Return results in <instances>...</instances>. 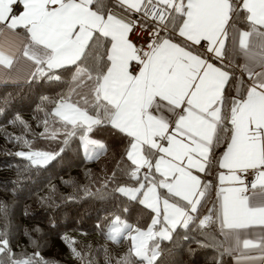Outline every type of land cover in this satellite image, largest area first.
I'll return each instance as SVG.
<instances>
[{
  "label": "snow or ice",
  "instance_id": "obj_1",
  "mask_svg": "<svg viewBox=\"0 0 264 264\" xmlns=\"http://www.w3.org/2000/svg\"><path fill=\"white\" fill-rule=\"evenodd\" d=\"M148 3L158 11L144 13L153 20L145 49L129 37L140 0H0V77L70 75L78 100L61 97L50 110L63 145L101 154L104 134L124 145L128 183L117 191L148 209L150 223L109 221V239L130 240L120 264H155L159 244L150 242L189 229L213 183L199 174L213 165L220 187L199 225L215 216L226 241L258 250L247 259L264 264V0ZM252 228L260 240L241 239ZM5 254L0 264H43L39 253L17 258L0 233Z\"/></svg>",
  "mask_w": 264,
  "mask_h": 264
},
{
  "label": "trees",
  "instance_id": "obj_2",
  "mask_svg": "<svg viewBox=\"0 0 264 264\" xmlns=\"http://www.w3.org/2000/svg\"><path fill=\"white\" fill-rule=\"evenodd\" d=\"M128 16L140 21L136 12ZM73 87L70 75L61 81L0 83V233L7 234L17 258L39 253L43 264H120L130 240L109 239L107 223L117 215L143 227L150 223L149 210L117 191L128 183L118 139L104 134L107 151L91 157L78 142L63 145L64 128L50 110L61 97L77 101ZM30 150L54 158L33 164L19 155ZM216 176L215 165L201 174L213 183L189 229L178 228L171 240L156 238L155 264H231L218 219L201 227L197 218L216 201Z\"/></svg>",
  "mask_w": 264,
  "mask_h": 264
},
{
  "label": "crops",
  "instance_id": "obj_3",
  "mask_svg": "<svg viewBox=\"0 0 264 264\" xmlns=\"http://www.w3.org/2000/svg\"><path fill=\"white\" fill-rule=\"evenodd\" d=\"M143 1L144 0H140V5L142 4ZM140 5H139V7H140ZM131 12H134V11H131ZM129 18H131V17H129ZM135 22H137V21H135ZM19 31L22 32L23 30L21 29ZM129 35H130V33H129ZM20 82H24L23 78L21 76L15 74V73H13L10 76L6 75L3 77H0V83H20ZM201 174H199V175L201 176ZM141 175H142V173H141ZM215 185H216V187H215V195H216V192L219 190V187H220L217 179H216ZM225 186H227V185H225ZM204 216L205 215H202L200 218H203ZM218 225H219V220H218ZM219 228H220V226H219ZM261 235H262V232L259 228H252V229L244 230L241 239H250L253 241H259ZM223 240H224L225 250L231 254V264H259L258 259L255 261H250L247 259L248 256H253V257L258 258L261 255V253L258 250L244 249L242 244L240 245L239 248H237L234 240L230 241V242L226 241L224 236H223ZM230 248L232 249L231 251L228 250Z\"/></svg>",
  "mask_w": 264,
  "mask_h": 264
},
{
  "label": "built area",
  "instance_id": "obj_4",
  "mask_svg": "<svg viewBox=\"0 0 264 264\" xmlns=\"http://www.w3.org/2000/svg\"><path fill=\"white\" fill-rule=\"evenodd\" d=\"M140 12L137 15L141 20H143V25L140 21L135 22L136 27L132 33H130V39L138 46L144 47L146 49L147 43L151 40V26L153 23L152 16H144L145 12H157L158 9L154 7L152 3H148V0H144L140 5ZM143 173V170H142Z\"/></svg>",
  "mask_w": 264,
  "mask_h": 264
},
{
  "label": "rangeland",
  "instance_id": "obj_5",
  "mask_svg": "<svg viewBox=\"0 0 264 264\" xmlns=\"http://www.w3.org/2000/svg\"><path fill=\"white\" fill-rule=\"evenodd\" d=\"M23 153H25V155L24 156H26V157H28V156H30V155H32L33 153H36V152H40V151H34V150H30V151H22ZM21 153V152H20ZM41 153H47V152H41ZM85 153V152H84ZM95 152H88V153H85L87 156H89V157H91V156H94L95 154H94ZM48 154H51V153H48ZM53 156H54V154H52ZM96 156V155H95ZM117 216V215H116ZM116 216H113L110 220H112V219H114ZM122 219H124L123 217H121ZM124 220H126V219H124ZM127 221V220H126ZM128 223H131V222H129V221H127ZM133 226H137V225H135V224H133V223H131ZM106 230H107V232H109L110 231V226H109V222L107 223V225H106ZM134 234V233H133ZM125 236H127V235H125ZM150 243H153V244H158V243H156L155 241H152V242H150Z\"/></svg>",
  "mask_w": 264,
  "mask_h": 264
}]
</instances>
